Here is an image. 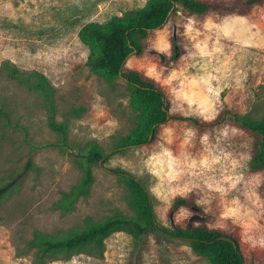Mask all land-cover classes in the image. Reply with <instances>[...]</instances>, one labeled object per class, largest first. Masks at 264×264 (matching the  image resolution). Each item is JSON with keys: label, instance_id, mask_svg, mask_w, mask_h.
Masks as SVG:
<instances>
[{"label": "rangeland", "instance_id": "374dc122", "mask_svg": "<svg viewBox=\"0 0 264 264\" xmlns=\"http://www.w3.org/2000/svg\"><path fill=\"white\" fill-rule=\"evenodd\" d=\"M147 2L84 0L66 17L73 28H58L54 19L39 27L23 16L13 23L0 17V107L8 115V120L0 116V185L23 172L0 202V264H33L32 240L38 234L63 237L111 216H135L128 187L114 170L141 180L159 226L205 221L235 234L247 259L264 260L258 136L229 119L206 130L186 120L167 121L151 143L115 151L103 164H93L89 189L72 195L83 178L84 153L116 148L140 117L123 79L89 68V49L78 27L105 24ZM143 45L126 67L162 88L170 113L209 122L226 109L264 122V3L245 12L204 15L178 7ZM5 60L27 76L43 74L51 100L10 79L1 68ZM177 196H193L205 214L186 208L170 212ZM103 244L101 250L88 245L69 259L45 264H213L187 240L158 231L141 237L115 231Z\"/></svg>", "mask_w": 264, "mask_h": 264}, {"label": "trees", "instance_id": "16d2710c", "mask_svg": "<svg viewBox=\"0 0 264 264\" xmlns=\"http://www.w3.org/2000/svg\"><path fill=\"white\" fill-rule=\"evenodd\" d=\"M261 3H264V0H236L230 4L218 0H148L143 8L124 17L112 18L105 24L87 22L80 27L79 39L89 49L87 65L92 71H106L123 79L131 88V101L140 117L136 127L122 138L116 148L103 153L99 148L92 147L84 153L83 178L73 190V196L85 193L89 189L93 181V164H103L115 151L151 143L156 138L160 126L174 119L189 121L199 130H206L229 119L258 136L255 160L258 164L264 165V122L246 119L238 112L226 109L209 122L172 114L169 112V99L162 88L152 79L126 67L131 54L142 53L147 35L164 27L175 15L178 7L182 12L204 15L213 11L245 12L247 8ZM173 42L179 51L181 48L176 37H173ZM1 68L10 79L39 92L47 101L51 100L52 90L43 74L32 72L27 76L9 60L3 61ZM0 116L8 120L7 113L1 107ZM54 127L64 132L62 126L55 124ZM114 173L118 174L128 187L135 216H111L63 237L38 234L32 240L33 247L36 248L33 264H45L49 259H69L88 245L101 250L104 239L120 230L128 231L136 237H141L149 231H158L164 235L185 239L194 251L208 256L213 264H264V260L258 262L253 257L247 259L243 255L235 234L221 228L210 227L205 221L198 224L190 223L183 227L175 226L172 229L159 226L148 191L141 180L125 171L114 170ZM22 175L23 172H20L13 180L0 185V202L17 185ZM180 208L205 214L193 196L175 197L169 210L175 212Z\"/></svg>", "mask_w": 264, "mask_h": 264}, {"label": "crops", "instance_id": "0c3cea01", "mask_svg": "<svg viewBox=\"0 0 264 264\" xmlns=\"http://www.w3.org/2000/svg\"><path fill=\"white\" fill-rule=\"evenodd\" d=\"M83 3L84 0H0V17L13 23L15 17L23 16L30 25L39 27L54 19V23L59 22L58 28H73L66 17L69 10H77Z\"/></svg>", "mask_w": 264, "mask_h": 264}]
</instances>
